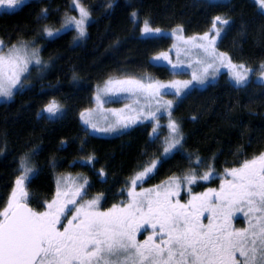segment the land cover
Returning a JSON list of instances; mask_svg holds the SVG:
<instances>
[{
  "label": "trees",
  "instance_id": "1",
  "mask_svg": "<svg viewBox=\"0 0 264 264\" xmlns=\"http://www.w3.org/2000/svg\"><path fill=\"white\" fill-rule=\"evenodd\" d=\"M72 2L31 0L18 10L0 11V39L5 44L36 41L47 64L32 69L25 88L0 103V209L14 186L19 158L37 147L40 153L33 162L39 172L28 184L29 204L37 210H43L41 205L54 196L58 173L85 176L87 196L102 194L103 207L122 203L127 200L129 178L161 158L163 139L159 136L152 142L151 123L101 137L90 134L79 117L93 106L95 86L110 76H173L165 66L151 61L169 48L172 39L142 37L144 20L162 29L180 25L186 35H193L209 30L215 16H226L231 23L219 49L254 71L264 63V12L254 0H114L111 9L106 7L108 0H82L91 11L83 40L73 43L75 30L42 38L45 25L58 29L65 13L78 16ZM43 8L49 9V18L38 20ZM257 76L258 71L249 86L237 89L223 73L216 82L185 95L174 109L185 136L184 149L164 159L144 185L185 175L195 167L187 159L193 154V159L199 156L205 161L197 172L206 171L208 165L214 168L209 181L193 186V193L204 192L220 186L225 169L263 153L264 86ZM51 100L63 106V118H40L38 114ZM88 156L95 159L89 163Z\"/></svg>",
  "mask_w": 264,
  "mask_h": 264
},
{
  "label": "snow or ice",
  "instance_id": "2",
  "mask_svg": "<svg viewBox=\"0 0 264 264\" xmlns=\"http://www.w3.org/2000/svg\"><path fill=\"white\" fill-rule=\"evenodd\" d=\"M25 2L0 0V7L15 9ZM257 3L264 9V0ZM113 4L114 0H108L106 7L111 9ZM73 7L78 17L65 13L60 28L43 27L42 38L75 30L73 43L83 40L91 11L82 0H73ZM132 17L135 19L137 13L133 12ZM48 18L49 9H41L37 19ZM142 23V34L162 33L150 21ZM230 23L228 17L217 15L212 19L211 28L203 34L185 38L180 25L172 31L180 41L179 47L174 45L178 56L181 51L185 54L197 51V67L191 73V80L164 83L150 76L136 78L125 74L110 76L95 86L97 108L80 112L82 123L92 132L123 134L124 129L146 116L155 122L154 143L159 139L157 113L161 109L167 113L169 135L162 143V159L151 160L129 178L126 183L130 199L126 203L101 210L102 194L85 199L87 180L64 191L58 182L54 198L41 205L43 211H38L29 206L27 186L39 172L33 161L40 149L34 148L19 158L14 186L0 209V264H264V153L243 160L239 167L225 169L219 190L209 188L192 194L191 185L211 179L214 173L211 165L206 171L197 172L196 168L205 167V161L199 156L193 159V154H188L187 159L195 167L183 177H171L162 185L143 188V182L158 164L184 149L185 136L180 122L172 118L173 100L164 99L169 94L166 90H174L172 95L180 99L193 81L205 85L210 78L216 79L221 69L227 70L230 83L237 89L249 86V77L256 71L260 85L264 86V63L254 71L244 63L234 62L228 52L220 51L219 45ZM154 59L172 63L167 53ZM179 63L173 64V69ZM33 64L41 69L47 67L36 41L5 44L0 39V98L10 101L17 91L25 88ZM77 79L74 75L73 80ZM121 94L132 101L125 105L128 114L123 109H113L110 111L116 119L109 121L104 117L105 122L101 123L100 109L110 102L109 97ZM145 109L149 110L145 112ZM38 115L51 120L63 118L66 113L58 101L51 100ZM94 159V156L87 157L89 163ZM100 174H104L103 169ZM186 185L190 198L182 202L181 192ZM138 186L140 191H136ZM237 213L247 218V227L233 226ZM149 229L146 239H137L142 230Z\"/></svg>",
  "mask_w": 264,
  "mask_h": 264
},
{
  "label": "rangeland",
  "instance_id": "3",
  "mask_svg": "<svg viewBox=\"0 0 264 264\" xmlns=\"http://www.w3.org/2000/svg\"><path fill=\"white\" fill-rule=\"evenodd\" d=\"M28 1H31V0H26V2ZM210 1H226V0H210ZM256 3H257V0H254ZM25 2V3H26ZM24 3V4H25ZM258 4V3H257ZM23 5V4H22ZM22 5L18 6L17 8L15 9H8L6 7H0V11H15V10H18ZM72 6H73V2H72ZM259 6V4H258ZM86 7V6H85ZM260 8V6H259ZM260 10L262 12H264V9H261ZM78 12V11H77ZM79 15V13H78ZM78 17V16H77ZM143 27V26H142ZM177 28V27H176ZM174 28V29H176ZM142 29V28H141ZM162 33L161 34H155V35H144L142 34V31H141V36L142 37H162V36H167V37H170L172 39L171 41V45L169 46V48H167L166 50L158 53L157 55H155L154 57L156 56H159L161 53H167L169 58L171 59L172 63L170 64L168 62V60H164V59H160V60H155L154 57L152 58V63L155 64V65H161V66H165L166 69H168L170 72L173 73V76L171 78H168V79H161L159 77H156L155 75L153 74H147L145 76H150L152 77L154 80H158V81H161V82H164V83H168L170 81H185V80H191V73L192 71L197 67V65L195 64V60L198 58V55H197V51L196 50H193L192 53L190 54H185L183 51H181L179 53V56L177 55V48L174 47V45H176L177 47L180 46V41H178L176 39V37L174 35H172V31L174 29H162ZM208 31V30H207ZM204 33V32H203ZM203 33H199V34H203ZM182 35L187 38V37H191V36H194V35H198V34H193V35H186L184 30L182 32ZM222 51V50H220ZM230 55V54H229ZM180 62L179 63V66L175 69H173L172 65L173 64H177V62ZM234 61V60H233ZM235 62V61H234ZM191 65V66H189ZM248 67V66H247ZM34 68H40L38 66H36L35 64L31 65L30 66V73L32 71V69ZM250 68V67H249ZM227 70L226 69H221V74L216 78V79H211L209 80V82L205 85H200L198 83H196L195 81H193V84L190 86V88L188 90H186V94H182L181 98L180 99H177L174 95H172V92H174V90H166L169 92L168 95H166L164 97L165 100H173L174 102V106H173V109H172V118L177 120L174 116V109L177 105V103L185 96L187 95L189 92L195 90V89H203L205 87H207L209 84H212L214 82H216L219 77L223 74V73H226ZM228 76V75H227ZM229 77V76H228ZM138 78V77H136ZM253 78V75H251L249 77V80H251ZM230 79V78H229ZM256 79L259 80V75L256 77ZM94 96H95V92H94V95H93V100H94ZM110 102L108 103H105L103 105V108L100 109V112L102 113V116H101V120L100 122L101 123H104L105 120H104V117H107V120L111 121V120H114L116 119V116L113 112H111L110 110H121L123 109L124 110V114H128V109H126L125 105L126 104H131L132 101L131 100H128V99H125L124 98V94H121L119 96H112V97H109L108 98ZM9 100H5L4 98H0V103H3V102H7ZM141 105H143V101H141ZM63 107V106H62ZM133 107H136V105L133 104ZM97 108V105L93 104V106L91 107V109H96ZM149 109H145V112H147ZM46 115V114H44ZM157 115L160 117V120H159V127H157V133L159 134V136L162 137L163 141L165 139V137H167L169 135V130L167 128V123H168V117H167V113H165L163 111V109H161V112L157 113ZM80 117V115H79ZM55 119V118H54ZM80 121L82 123V120L80 118ZM141 123H151L152 124V129L153 127L155 126V122L151 119V118H148V117H142L141 119H138L137 123L133 124V125H130V127L128 129H124L123 132L125 131H128L130 130L131 128H133L134 126L138 125V124H141ZM83 124V123H82ZM83 126L85 128H87L86 125L83 124ZM89 133L92 134V135H96V136H101V137H113V136H116L118 134H121L120 132H116V133H99V132H92L91 129L87 128ZM152 135H153V132H152ZM264 153V152H263ZM157 159H162V158H157ZM35 164V163H34ZM159 165V164H158ZM157 165V166H158ZM36 166V165H35ZM156 170V169H155ZM154 170V172H155ZM153 172V173H154ZM152 173V174H153ZM151 174V175H152ZM184 175L182 176H178V175H175L173 177H177V178H180V177H183ZM225 176V174L223 175V177ZM227 178H230V177H227ZM148 178L145 179V181L147 180ZM170 179V178H169ZM169 179L165 180V181H168ZM84 180H87L85 176H83L82 174H74V173H58L57 176H56V188H55V193L57 191V187H58V182H59V187L61 189V191H64V190H67V189H72L74 188L76 185H79V184H82ZM210 180V179H209ZM207 180V181H209ZM144 181V182H145ZM165 181L161 182V183H158V184H155V185H151V186H146L144 185V182H143V188H153L155 187L156 185H162ZM198 181H203V182H207V181H204V180H198ZM197 181V182H198ZM196 182V183H197ZM193 184L191 185V189H192V194H197V193H193V186L196 185ZM223 183V179L221 180V184ZM220 184V185H221ZM86 188V186H85ZM187 188L188 186L186 185L184 190L181 192V197H182V202L186 201L187 199H189V195H188V191H187ZM220 186L218 188H213V189H217L219 190ZM27 190H28V186H27ZM86 190V189H85ZM208 190V189H207ZM206 190V191H207ZM136 191H140V187L138 186ZM204 191V192H206ZM127 200L122 202V203H126L130 197L128 196V187H127ZM29 193V192H28ZM55 193H54V196H55ZM54 196L52 197V199L54 198ZM97 196V195H95ZM95 196H92V197H88L86 196L85 199H92L93 197ZM51 201V200H50ZM49 202V201H48ZM102 203H103V196L101 197V200H100V209L101 210H107L108 208L110 207H103L102 206ZM122 203H119V204H122ZM118 204V205H119ZM112 207V206H111ZM37 210V209H36ZM44 210V209H43ZM43 210H38V211H43ZM207 215V214H205ZM204 223H207V219L204 220ZM233 226L237 229L239 228H244V227H247V218L243 216L242 213H237L236 214V217L235 219L233 220ZM150 234V229L148 231H144L142 230L141 233L137 236V239L138 240H143V239H146L147 238V235ZM239 258V257H238Z\"/></svg>",
  "mask_w": 264,
  "mask_h": 264
},
{
  "label": "water",
  "instance_id": "4",
  "mask_svg": "<svg viewBox=\"0 0 264 264\" xmlns=\"http://www.w3.org/2000/svg\"><path fill=\"white\" fill-rule=\"evenodd\" d=\"M30 207H32L30 204H29Z\"/></svg>",
  "mask_w": 264,
  "mask_h": 264
}]
</instances>
